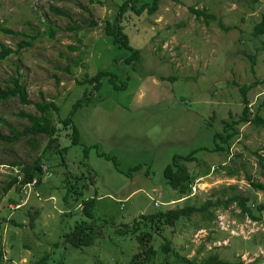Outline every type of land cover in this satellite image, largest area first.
<instances>
[{"label": "rangeland", "instance_id": "rangeland-1", "mask_svg": "<svg viewBox=\"0 0 264 264\" xmlns=\"http://www.w3.org/2000/svg\"><path fill=\"white\" fill-rule=\"evenodd\" d=\"M124 1L0 0V23L35 38L29 48L0 62V88L11 86V78L20 74L29 97L41 101L43 92L46 101L54 99L61 117L55 115V122L62 127L60 119L72 117L81 139V145L64 140L65 153L47 159L51 174L45 175L46 181L35 189H24L22 196L16 188L5 192L11 174L20 172L11 170V163L34 162L48 139L37 137L38 148L32 137L0 141L1 264H42L43 257H47L44 264H129L137 242L133 232L126 238L118 229L141 215L168 209L155 207V202L177 201L179 194L163 178L165 167L176 155L197 151L196 161L188 168L197 174L198 183L189 200L174 202L170 208L189 203L199 206L222 190L231 195V186L264 202V193L248 182V178L264 180L258 157H264V127L241 123L228 154L214 150V133L223 132V121L237 122L242 114L240 87L257 79L263 82L249 93L252 113L259 98H264L257 94H264V50L257 51L264 35L254 40V28L264 16V0H164L152 15L145 10L133 12L123 23L122 41L114 42L104 34V26L107 21L115 22ZM189 7L205 9L217 21L206 23ZM56 8L70 17L56 15ZM219 21L228 29H221ZM23 39L30 40L0 31V49L3 45L17 49ZM132 50L139 52L137 61L129 59ZM101 70L108 75L98 90L91 84H79L85 73L92 76ZM111 76L116 84L126 81L127 85L115 89ZM22 112L36 114L37 110L16 98L0 102V120L7 124L0 126L3 134L14 137L10 127L20 132L29 125L20 116ZM102 153L115 157L117 166ZM137 166L141 168L132 175L121 172ZM229 171L235 175L229 176ZM90 182L94 186L85 188ZM73 185L77 189L64 203L62 197ZM91 195L98 198L93 219L78 206ZM13 198L17 206L10 202ZM238 213L235 204L230 206L217 226L215 220L207 224L196 215L173 229L165 228L152 240L159 250L168 239L189 257L214 252L232 262L264 264L262 227H253ZM30 214L36 217L34 227ZM9 219L22 226H12ZM83 220L100 228L103 237L84 249L66 247L64 234ZM232 221L238 232L222 233ZM240 228L247 234L239 233ZM142 231L153 230L142 226ZM57 243L59 248L54 247ZM162 259L159 253L156 264Z\"/></svg>", "mask_w": 264, "mask_h": 264}, {"label": "trees", "instance_id": "trees-1", "mask_svg": "<svg viewBox=\"0 0 264 264\" xmlns=\"http://www.w3.org/2000/svg\"><path fill=\"white\" fill-rule=\"evenodd\" d=\"M164 0H152L150 3L143 0H126L119 8V15L115 19V22L110 25L106 24L105 32L107 36L113 35L116 39V42L122 41L121 29L123 28V23L132 16L133 12H141L145 10L146 14L152 15ZM190 11L194 13L197 18H203L206 23L216 21V15L208 12L207 10H195L194 7H189ZM56 15L69 17L67 12H64L60 9H53ZM122 21L120 23V20ZM219 26L223 30H227L228 27H225L223 22L219 21ZM0 31L4 34H11L15 36H24L30 38L29 41L23 39L19 44L17 49L11 47L2 46L0 49V62L7 59L11 54L18 55L21 50L29 48L32 44V41L35 39L33 36L27 33H19L11 30L10 28L5 27L0 23ZM54 35V32L50 34V37ZM264 35V16L262 21L257 24L254 28V40L255 37H260ZM251 43V42H250ZM246 44V41L243 42ZM264 50V40L262 41V47H258L257 51ZM133 53L129 58L131 61L136 60V57L139 56V52L132 50ZM253 60L255 58L253 57ZM105 72H99L96 76L89 79V82L94 84L93 90L96 91L100 88V79L105 76ZM164 79V78H163ZM21 79L19 76L12 77L10 80L11 86H7L6 89L0 88V102H6L11 98L18 99L24 105H35L38 112L37 115L34 114H22L23 117L27 118L29 125L24 126L22 131H17L16 129L10 127L11 133L14 137L7 136L2 133L0 130V141L5 142H16L24 137H32L31 142L33 143L34 148H38L39 144L37 137L45 136L47 141V147L44 149L43 154H40L36 157L34 162L25 164L23 162L14 161L11 163V170L14 171L15 168H18L20 172L18 174H11V180L8 182L5 192L11 191L13 188H16L17 192L20 193V196L24 194V189L30 188L32 190L41 185L44 180L45 175L51 174L50 167L46 163L47 159H50V156H53L55 153L63 155L67 148L63 145L64 140H69L72 145H81V139L78 131L72 126V117L66 119H60V125L55 122L54 116L60 117V107L54 100L46 101L45 95L42 92V100L34 102L28 95L26 86L23 83H20ZM113 82V80H111ZM115 89L122 90L126 85V81H122L120 85L113 82ZM263 83L259 79L253 81L249 84H243L240 87V92L242 95V102L244 108L242 114L237 122H228L227 120L223 121V132L217 131L214 133V150L217 152L228 153L232 144L239 134L238 125L244 122H251L257 127H264V98H259L257 102V108L255 114L250 113L249 109V93L256 90L260 84ZM262 93L259 91L257 94ZM87 97V96H86ZM261 97V96H260ZM80 102H78L79 104ZM76 104V105H78ZM73 115V114H72ZM7 125L4 120H0V126ZM65 132V135H63ZM60 139V137H62ZM85 158L88 159L87 150L84 149ZM197 151L191 152L189 155L182 156L176 155L173 157L172 162L168 164L163 171V178L165 184L175 190L179 194V199L190 197L191 188L195 181L198 179L197 174L191 172L188 168V164L196 160ZM107 161H111L114 165L117 166L115 157H112L108 154H100ZM260 162H264V158L259 155ZM65 164V160L63 161ZM43 165H46V169L43 168ZM141 166L132 168L129 172L121 171L123 174L128 173L132 175L134 171H137ZM221 169H226L225 166H221ZM219 170V169H218ZM235 174L232 171H229V176L233 177ZM264 177V174H263ZM47 178V176H46ZM70 179V178H69ZM68 179V180H69ZM83 179V177H82ZM36 180V181H35ZM78 180H81L78 178ZM84 180V179H83ZM35 181V182H34ZM249 185L252 189L256 191H261L264 193V180L255 181L251 178H248ZM90 185L94 186L92 182ZM89 185L85 183V188ZM67 187V185H66ZM68 193L62 197L64 203H66L69 194H71L76 188V186L68 187ZM62 189V188H61ZM229 189L234 191L233 194L229 195L227 190H222V194H215L211 198L207 199L202 204L195 205L190 204L185 205L182 208H175L165 211H160L150 215H141L139 219H136L130 223L123 224L118 230L120 234L128 236V232H133L135 241L137 242V249L134 251L129 264H156L157 255L162 254V261L159 264H244L242 261L232 262L222 259L217 253H209L208 255L200 258L199 253L195 256L189 257L185 254L179 253L176 248L171 246V242L166 239L165 243L160 246L159 250L156 247L152 239L154 235L161 236L160 232L165 231V228L175 227L178 222L184 219H191L192 217L199 215L204 223H211L214 220H217L219 212H225L229 209L230 206L235 204L237 208L241 211L239 217L242 219L246 216L256 223L257 225H264V202L258 203L255 199H250L237 191L235 186H231ZM82 190H84L82 188ZM90 190L88 189V192ZM39 196H41L38 192ZM224 197H228L224 199ZM190 198L186 199L189 200ZM19 200V199H18ZM11 203H14L17 206L16 200L13 198L10 200ZM98 202L97 196H91L88 200H84L83 203H78L81 207V212L89 219H93L94 211L96 208V203ZM12 205V206H14ZM122 208V206H121ZM10 212V211H8ZM37 213H39L37 211ZM31 215V214H30ZM6 220V219H5ZM36 217L31 215L30 224L34 227ZM8 223L12 226H22V224L17 223L14 219H9ZM131 224V225H130ZM142 226H149L153 231H142ZM124 228V230H123ZM202 229V228H201ZM170 230V229H168ZM100 237H103L102 230L100 228H95L93 223L83 220L76 223L73 229L70 232L64 234V244L70 246L74 249H84L86 247L93 246ZM60 243L55 244V248H59ZM1 254V253H0ZM3 254V253H2ZM1 254V255H2ZM47 257L41 258L42 264L46 262ZM1 264V261H0ZM55 264H64L62 262H57Z\"/></svg>", "mask_w": 264, "mask_h": 264}, {"label": "clouds", "instance_id": "clouds-1", "mask_svg": "<svg viewBox=\"0 0 264 264\" xmlns=\"http://www.w3.org/2000/svg\"><path fill=\"white\" fill-rule=\"evenodd\" d=\"M69 17H70V15H69ZM217 21V20H216ZM107 23H110V22H106V24ZM92 24H95V23H92ZM106 24H105V26H104V32H105V28H106ZM113 23H110V25H112ZM104 34H106V32L104 33ZM109 37H111V38H113V41L114 42H116V39H115V37L113 36V35H111V36H109ZM99 72H105L106 73V75H108V72H106V71H103V70H101V71H99ZM98 72V73H99ZM98 73H96L95 75H92V76H90L89 74H87V73H85L84 74V76H85V78L81 81V82H79V84H81V85H83V84H91V86H92V88H93V86H94V84H92L91 82H89V79L90 78H92V77H94V76H96ZM105 75V76H106ZM19 77H20V79H21V76H20V74L18 75ZM104 77V76H103ZM102 77V78H103ZM101 78V79H102ZM101 79H100V81H101ZM111 80H113V82H114V78L111 76V78H110ZM262 93H263V91H262ZM262 93H260L261 95H264V94H262ZM260 97V96H259ZM54 100V99H53ZM20 102V101H19ZM252 102V101H251ZM250 102V103H251ZM21 103V102H20ZM22 104V103H21ZM24 105V104H23ZM248 107H250V104H249V106ZM250 111H252L251 109H250ZM256 112V111H255ZM255 112L253 113V114H255ZM24 112H22L21 114H20V116L21 117H23L22 116V114H23ZM250 113H252V112H250ZM24 114H31V113H24ZM38 114V112L36 113V114H34V115H37ZM25 118V117H24ZM61 118V117H60ZM27 119V118H26ZM225 154H228V153H225ZM261 156V155H260ZM259 157V156H258ZM263 157V156H262ZM264 158V157H263ZM260 159V158H259ZM196 161V160H195ZM225 161V160H224ZM192 162H194V161H192ZM226 162V161H225ZM226 164H221V166H225ZM260 165L263 167V169H264V162H260ZM219 168V166L217 167V169ZM46 178V177H45ZM198 180V179H197ZM197 180L195 181V183L192 185V188H191V195L193 194V192L196 190V186H197V184L196 183H198L197 182ZM36 181V180H35ZM88 185H90V184H88ZM90 187H93L92 185H90ZM155 190V189H154ZM90 193V192H89ZM191 195H190V197H185V198H182V199H177V201H175V200H172L171 202H168L167 204L166 203H158V202H155V207H159V206H161V205H165V206H168V209L167 210H170V209H175V207L174 208H170L169 207V205H173L174 204V202H179L180 200H186V199H188V198H191ZM92 196V195H91ZM234 205V204H233ZM241 211L239 210V213H240ZM225 212H219L218 213V216H217V220L215 221L216 222V226H217V221H219V219H220V217L224 214ZM238 213V214H239ZM244 218H246V219H249L248 218V216H246V217H244ZM250 220V219H249ZM251 221V220H250ZM234 224H235V221H232L230 224H229V226H228V228L227 229H221V231H222V233H224V232H226V231H231V232H233V231H235V232H238L237 231V229L235 228V226H234ZM251 224L253 225V227H257V226H261L262 227V230L264 231V225L263 224H261V225H257L256 223H254L253 221H251ZM201 230H204V229H201ZM239 233H244V234H247L246 232H244L243 230H242V228H240V231H239ZM221 245V244H220ZM216 246V245H215Z\"/></svg>", "mask_w": 264, "mask_h": 264}, {"label": "built area", "instance_id": "built-area-1", "mask_svg": "<svg viewBox=\"0 0 264 264\" xmlns=\"http://www.w3.org/2000/svg\"><path fill=\"white\" fill-rule=\"evenodd\" d=\"M35 182V181H34Z\"/></svg>", "mask_w": 264, "mask_h": 264}]
</instances>
